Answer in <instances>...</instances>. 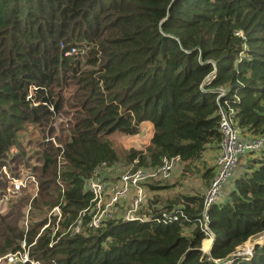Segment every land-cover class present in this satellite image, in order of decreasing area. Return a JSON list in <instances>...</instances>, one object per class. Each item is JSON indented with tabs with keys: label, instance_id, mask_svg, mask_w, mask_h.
Returning a JSON list of instances; mask_svg holds the SVG:
<instances>
[{
	"label": "trees",
	"instance_id": "obj_1",
	"mask_svg": "<svg viewBox=\"0 0 264 264\" xmlns=\"http://www.w3.org/2000/svg\"><path fill=\"white\" fill-rule=\"evenodd\" d=\"M218 96L239 127L264 134V0H0V195L3 167L31 156L41 173L26 234L0 217V257L24 239L46 264H228L264 231V149L210 207V253L196 224L201 192L157 196L140 212L148 220L67 231L94 204L85 181L103 163L146 168L180 156L188 165L219 147ZM145 122L154 129L150 144L120 152L111 135H136ZM30 129L40 148L24 144ZM56 206L57 224L46 216ZM234 259L264 264V244L251 259Z\"/></svg>",
	"mask_w": 264,
	"mask_h": 264
},
{
	"label": "rangeland",
	"instance_id": "obj_2",
	"mask_svg": "<svg viewBox=\"0 0 264 264\" xmlns=\"http://www.w3.org/2000/svg\"><path fill=\"white\" fill-rule=\"evenodd\" d=\"M212 77L213 76H209L207 80L211 79ZM58 96H61V95L58 93ZM53 107L52 109H54ZM54 111L56 113L57 109H55ZM60 122L61 121L59 120V123ZM58 131L61 134V131L59 129ZM38 136H39V139L37 138ZM152 136H153L152 124L145 123L143 124L141 131L136 135H125L122 133H115L111 135V138L113 142L115 143L116 147L118 148V150L123 153V150H128L132 147L142 148V149L146 148L150 144V140ZM41 137L43 138V136ZM48 138L49 137H47L46 139H43L44 146L47 143ZM39 141H41V138H40V135H38V132L36 130L30 129L29 135L25 138L24 144L28 146L30 149H34V148H38ZM53 142H56V141L53 140ZM214 147L215 146L208 147V149L204 152L203 157L200 161L189 163L188 165H181V166H184L183 168H179V165L177 164L175 166L172 176L167 179L158 178L159 175L156 174V170L151 169L152 167H148L149 178L144 180V182H141V184L144 185L145 190L147 192V197L145 198L146 201H144V203L145 202L149 203L150 201L153 202V200L157 199V196H159L160 198L168 202V200L171 201L170 198L179 196L182 194V192L187 193V194H190L191 192L206 193L210 188L212 180L211 178H206L204 176V173L208 169V167H213V171H212V177H213L214 172H215L214 167L217 164L216 162L217 158H214L216 153L210 150ZM215 148H218V147H215ZM219 155L220 154L218 153V157ZM254 157H257V156H254V154L249 153L248 151L241 154V157L239 158V162L236 168L238 167L245 168L249 160L253 159ZM30 158L31 156H29L27 159H29L30 161ZM27 159L25 162L22 161V162L16 163L12 167L13 170L11 171L6 167L2 168L4 174L6 175L5 177L6 185L5 187H3L2 193L0 195V217L3 215V216H7V219L9 221L15 220L14 224H16L20 229L23 228L25 234L29 230V227L31 224L30 223L31 217L36 218V214L34 213L35 210L33 211L32 201L39 193L40 177H41L40 172L38 171L35 172L34 169L32 170L33 166H31L30 163L27 162ZM34 162H35L34 160H31L32 165L34 164ZM133 168H136L133 164L129 167V165H126L123 162H118L114 165L103 164L96 171L98 172L97 176L104 178L108 183H113L115 180L119 179L120 175H123L124 173L130 171V169H133ZM152 173L154 174L153 176H152ZM118 185H121V181L118 182ZM150 185L154 187H150ZM115 187H117V184L116 185L114 184L112 186V189L109 188L106 191L105 197L103 198V204H108L107 207L109 210L110 209L114 210V207L117 206L119 208L117 215L118 214L123 215L131 207V203L136 199L135 195H133L134 191L131 190V192L125 198L121 200V203L114 204L110 202V198L113 200V197L116 195L117 188L115 189ZM155 188L157 190H155ZM112 190L114 191L113 193H112ZM11 206L15 210L13 209L11 210ZM142 208H140V210H142ZM59 212H61V209L59 206H56L50 209L46 213V216L49 219V221H51L54 218V216H57L56 217V224H57L60 218ZM46 226L48 225H45L41 229V231ZM56 229L57 228H55V230ZM187 231L188 230H186V232ZM208 240L210 239H207L204 242L205 244L204 248L203 246H201V249L203 252L208 251V250L205 251L208 245L207 243ZM263 244H264V231L258 235L251 236L247 241L239 245L240 247L237 246L238 251H241V252H243L245 249H248V248L251 249L252 254L250 256L233 255L234 252L237 250V247H236L235 250L226 257L227 259L231 260V262L228 264H231L232 261L235 260L234 258L236 256H245L246 260L251 259L255 254V249L259 246H262ZM20 245L22 249L19 250L18 252H20L22 255L24 251L29 252L30 246L27 245L26 240L24 239L21 240ZM10 254H13V253H10ZM22 255H18V256L21 258ZM4 257L5 255L0 260V264L9 263V259H8L9 257H6V258Z\"/></svg>",
	"mask_w": 264,
	"mask_h": 264
},
{
	"label": "built area",
	"instance_id": "obj_3",
	"mask_svg": "<svg viewBox=\"0 0 264 264\" xmlns=\"http://www.w3.org/2000/svg\"><path fill=\"white\" fill-rule=\"evenodd\" d=\"M224 93L225 91L222 90L220 96ZM220 96L217 98L220 115L219 130L222 133V139L219 143L220 155L219 157L217 156V169L211 178L212 182L210 188L206 193H204L205 198L202 216L196 221V224L200 226L205 236H207L204 240L211 239L212 242L214 240L215 233L210 225V207L213 204L219 203L226 197L224 187L237 167L241 154L247 151L255 154L264 149V135L246 137L244 135V129L239 127L237 124L235 109L230 107L227 101H219ZM180 161V156L171 158L164 157L160 165L152 167L151 169L156 170V174L159 175L158 178L167 179L172 176L175 166L180 163ZM130 171L120 175L119 179L115 180L113 183H108L104 178L97 176L98 172L95 171L96 173L85 181V187L88 190H91L94 194V204L81 210L77 219L69 225L67 231H70L72 234H76L89 228H99L110 219L120 217H123L124 219H150L146 218L147 215L144 213H139L140 208H142L144 201H146L145 198L147 197V192L141 182H144V180L149 178L148 167L133 168L130 169ZM153 175L154 174L152 173V176ZM119 181H121V185H118ZM114 184H117V187H115V189H117L113 200L110 198L111 203H121V200L125 198L131 190L134 191L133 195H135L136 199L131 203V207L123 215H117L119 209L117 206L114 207V210H109L107 207L108 204H103V198L105 197L106 191L109 188L112 189ZM113 192L114 191L112 190V193ZM59 215L61 217V212H59ZM184 217H186L185 214ZM238 247L233 255L250 256L252 254L251 249L248 248L241 252L238 251ZM18 255L22 254L20 252H16L9 255L7 254L4 258L9 257L8 264H14L18 260L22 261L24 264H46L39 259L32 258L28 251H24L21 258ZM1 259L2 257L0 260ZM218 261H220V259H218ZM226 262L230 263L231 260L227 259Z\"/></svg>",
	"mask_w": 264,
	"mask_h": 264
},
{
	"label": "crops",
	"instance_id": "obj_4",
	"mask_svg": "<svg viewBox=\"0 0 264 264\" xmlns=\"http://www.w3.org/2000/svg\"><path fill=\"white\" fill-rule=\"evenodd\" d=\"M145 123H150V122H145ZM144 123V124H145ZM151 124V123H150ZM153 126V125H152ZM154 130V129H153ZM244 135L246 136V137H251V136H253V134L251 133V132H249V131H246V130H244ZM264 135V134H263ZM262 136V135H261ZM215 147H217V146H215ZM212 148V149H210V150H212L213 152H215L216 154H215V156H214V158H217V156H218V153H220V147H218V148ZM256 154H258V153H256ZM178 165H179V168H183L184 166H181V165H184V163H182V162H180V163H178ZM215 170L217 169V164L215 165ZM244 169L245 168H236L235 170H234V172L232 173V176L230 177V179L228 180V182H227V184L225 185V188H224V192H225V196H228L229 194H230V192L233 190V189H235L234 187H235V180L237 179V178H239L240 176H241V174L243 173V171H244ZM152 190V189H151ZM156 190V189H155ZM183 193V192H182ZM194 192H191L190 194H193ZM204 193V192H203ZM184 194H187V193H184ZM154 206H155V204H154ZM143 208H142V210L143 211H146L147 209H149V203H147V202H145L144 204H143V206H142ZM142 210H140L139 211V213L140 212H143ZM143 214V213H142ZM145 214V213H144ZM209 250H211V248L209 249ZM208 250V251H209ZM207 251V252H208Z\"/></svg>",
	"mask_w": 264,
	"mask_h": 264
},
{
	"label": "water",
	"instance_id": "obj_5",
	"mask_svg": "<svg viewBox=\"0 0 264 264\" xmlns=\"http://www.w3.org/2000/svg\"><path fill=\"white\" fill-rule=\"evenodd\" d=\"M53 108H54L53 110L57 109V105H54ZM206 253H210V251H208V252H206ZM14 264H24V263H23L22 261L18 260V261L15 262Z\"/></svg>",
	"mask_w": 264,
	"mask_h": 264
},
{
	"label": "bare ground",
	"instance_id": "obj_6",
	"mask_svg": "<svg viewBox=\"0 0 264 264\" xmlns=\"http://www.w3.org/2000/svg\"><path fill=\"white\" fill-rule=\"evenodd\" d=\"M211 248V247H210ZM209 250V249H208ZM206 251V250H205Z\"/></svg>",
	"mask_w": 264,
	"mask_h": 264
},
{
	"label": "clouds",
	"instance_id": "obj_7",
	"mask_svg": "<svg viewBox=\"0 0 264 264\" xmlns=\"http://www.w3.org/2000/svg\"><path fill=\"white\" fill-rule=\"evenodd\" d=\"M213 243V242H212Z\"/></svg>",
	"mask_w": 264,
	"mask_h": 264
}]
</instances>
